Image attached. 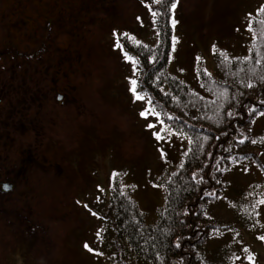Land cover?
Instances as JSON below:
<instances>
[{
  "label": "rangeland",
  "instance_id": "rangeland-1",
  "mask_svg": "<svg viewBox=\"0 0 264 264\" xmlns=\"http://www.w3.org/2000/svg\"><path fill=\"white\" fill-rule=\"evenodd\" d=\"M173 2L177 23L167 73L200 90L197 72L212 73L215 52H246L250 18L264 0ZM155 5L0 0V173L12 172L15 185L0 196V264H111L99 237L103 222L93 213L112 187L137 201L145 222L157 215L161 174L172 170L186 145L157 115H141L152 107L147 98L135 99L137 67L116 46L125 33L148 46L158 42ZM254 123L253 133L264 138V115ZM246 167L234 171L224 192L251 193L238 206L255 215L257 227L248 232L232 223L241 240L227 242L239 252L237 264H264V204L261 221L254 209L264 200V185L250 188L258 173ZM230 203L228 197L213 214L229 220Z\"/></svg>",
  "mask_w": 264,
  "mask_h": 264
},
{
  "label": "trees",
  "instance_id": "trees-1",
  "mask_svg": "<svg viewBox=\"0 0 264 264\" xmlns=\"http://www.w3.org/2000/svg\"><path fill=\"white\" fill-rule=\"evenodd\" d=\"M173 1L163 0L152 8L158 13L153 17L155 45L122 35L120 49L135 61L133 80L138 82L139 94L163 124L182 134L186 146L172 170L161 174L164 199L154 220L145 222L137 201L112 187L100 213L96 211L103 222L99 237L111 264H237L239 252L230 249L227 238L241 240L232 223H241L248 232L256 230L255 215L238 206L252 196L224 191L234 171L243 166L257 169L250 188L264 185V138L253 133L255 120L264 113V25L260 23L264 3L250 18L246 52H215L214 70L200 68L202 88L194 90L167 73ZM226 196L231 197L232 218L222 220L213 214V207L225 203ZM255 205L259 216L263 204Z\"/></svg>",
  "mask_w": 264,
  "mask_h": 264
},
{
  "label": "snow or ice",
  "instance_id": "snow-or-ice-1",
  "mask_svg": "<svg viewBox=\"0 0 264 264\" xmlns=\"http://www.w3.org/2000/svg\"><path fill=\"white\" fill-rule=\"evenodd\" d=\"M162 2H163V0H154V3H155V4H161ZM149 7H151V6H149ZM175 7H176V4L173 3V4L171 5V9L174 10ZM260 11H261V12H264V8H261ZM157 15H158V13H157L156 11H152V16H153L154 18H155ZM171 23H172V25H173V27H174L175 24H176L177 22L173 19V20L171 21ZM260 23H261L262 25H264V21H260ZM123 35H124V36H128L127 33H125V34H123ZM130 39H131V37H130ZM116 46H117L118 48L123 49V45L120 43V37H119V35L117 36ZM220 54L223 55V56H225V59H227L226 54H224V53H220ZM125 56H126L129 60H132V57L128 56L127 53H125ZM133 63H135V61H133ZM137 86H138V82H137V80H132V81H131V89H130V90L133 92V94H134V96H135V99H137V100H143V99H145V97H144L143 95L139 94V92L137 91ZM251 86H252L251 84L248 85V87H251ZM150 114L158 115V113H155L154 110H153L152 108H149V109L146 110L145 112H142V113H141V115L144 116V117H146V118H147V116H149ZM229 115H231V113H229ZM262 115H264V113H262ZM149 127H154V125H149ZM156 138H157L158 140H160V139H164L165 137L162 136L160 133H156ZM241 142H243V141H241ZM252 142L255 143L256 141H252ZM210 195H215V194L212 193V194H210ZM260 203H261V204H264V200H261ZM85 207H87V205H85ZM93 215H95V213H93ZM98 235H99V234H98ZM261 239H264V237H261ZM177 246H179V245H177ZM85 247L88 248V245L86 244ZM91 250H92V249L89 248V251H91ZM244 251L247 252L248 249H244ZM237 259H239V257H237ZM248 260H249V261H253V257H252L251 255H249V256H248Z\"/></svg>",
  "mask_w": 264,
  "mask_h": 264
},
{
  "label": "flooded vegetation",
  "instance_id": "flooded-vegetation-1",
  "mask_svg": "<svg viewBox=\"0 0 264 264\" xmlns=\"http://www.w3.org/2000/svg\"><path fill=\"white\" fill-rule=\"evenodd\" d=\"M72 92H70V90H69V92L68 91H65V95L66 96H69L70 94H71ZM71 97V96H70ZM46 98H48L47 96H44V100L46 99ZM72 98H74L73 96H72ZM34 100H38V98H33ZM6 159V158H5ZM1 165H3V162H1ZM13 170V169H12ZM13 173L11 172H1L0 173V176L1 177H3V176H5V175H7V176H5V180H3V181H0V196H4V195H6V194H9V193H11L15 188H14V183L12 182L13 180L12 179H10V177H11V175H12ZM4 178V177H3Z\"/></svg>",
  "mask_w": 264,
  "mask_h": 264
}]
</instances>
